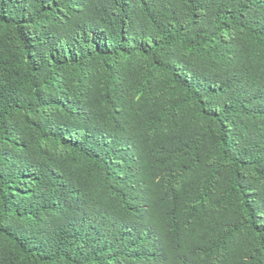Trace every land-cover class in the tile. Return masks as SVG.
Returning <instances> with one entry per match:
<instances>
[{"label": "trees", "instance_id": "16d2710c", "mask_svg": "<svg viewBox=\"0 0 264 264\" xmlns=\"http://www.w3.org/2000/svg\"><path fill=\"white\" fill-rule=\"evenodd\" d=\"M0 264H264V0H0Z\"/></svg>", "mask_w": 264, "mask_h": 264}]
</instances>
